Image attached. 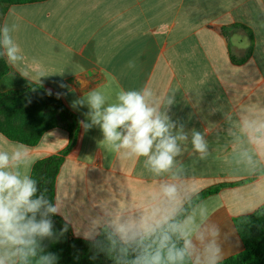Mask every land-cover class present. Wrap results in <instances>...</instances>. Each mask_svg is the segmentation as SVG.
Returning a JSON list of instances; mask_svg holds the SVG:
<instances>
[{
	"label": "crops",
	"instance_id": "1",
	"mask_svg": "<svg viewBox=\"0 0 264 264\" xmlns=\"http://www.w3.org/2000/svg\"><path fill=\"white\" fill-rule=\"evenodd\" d=\"M0 12V27L16 26L12 36L23 56L15 65L4 56L9 73L0 91L40 84L86 121L87 106L71 105L90 90L113 102L121 89L147 86L157 99L174 96L168 114L189 135L173 171L156 176L144 157L112 151L98 127L80 124L54 197L74 237L93 221L141 215L160 185L174 182L180 208L216 187L186 216L206 207L199 224L219 227L221 260L243 250L233 218L264 206V153L249 164L241 153L251 146L233 138L232 126L245 114L264 117V0H44ZM193 129L208 141L205 160L191 146ZM69 140L62 126L33 146L0 133V150L25 146L22 171L30 175L36 161L60 154Z\"/></svg>",
	"mask_w": 264,
	"mask_h": 264
},
{
	"label": "clouds",
	"instance_id": "2",
	"mask_svg": "<svg viewBox=\"0 0 264 264\" xmlns=\"http://www.w3.org/2000/svg\"><path fill=\"white\" fill-rule=\"evenodd\" d=\"M15 28L7 23L0 27V55L13 65L23 59L12 36ZM129 66H133L131 62ZM174 103V96L157 99L145 86L121 89L113 102L93 89L71 106H87V120L80 121L85 131L98 127L102 142L112 151L144 157L145 168L161 176L173 171L181 144L189 139L183 125L177 128L168 114ZM232 136L251 146L241 154L253 164L254 157L264 153V117L241 116L232 126ZM190 142L199 159H207L209 146L204 134L193 129ZM27 163L23 145L12 151L0 150V264H58L59 256L47 250L46 242H59L68 224L57 230L54 217L60 215L59 206L22 171ZM178 198V185L163 183L159 197L141 215L109 217L99 224L93 221L87 232L75 235L89 243L91 260L106 255L112 264H220L219 227L199 224V219L207 216L205 206L198 215L184 216Z\"/></svg>",
	"mask_w": 264,
	"mask_h": 264
},
{
	"label": "trees",
	"instance_id": "3",
	"mask_svg": "<svg viewBox=\"0 0 264 264\" xmlns=\"http://www.w3.org/2000/svg\"><path fill=\"white\" fill-rule=\"evenodd\" d=\"M44 0H0V4H26ZM2 52V48H0ZM4 56L0 55V80L9 71ZM80 117L72 113L58 95L40 84H29L16 90L0 91V133L11 141L27 146L35 145L49 129L62 126L68 133V147L60 154L36 161L30 176L38 183L45 196L54 203L55 181L60 165L68 148L76 140L80 127ZM217 188L204 191L189 200L182 209L184 216L204 196L215 192ZM59 230L65 221L55 216ZM234 228L242 241L243 250L220 261V264H264V206L257 207L248 214L233 218ZM100 239H103L101 236ZM47 250L59 256L58 264H112L106 255L98 259L89 257L93 250L82 238L72 235L68 225L67 233L59 242H46Z\"/></svg>",
	"mask_w": 264,
	"mask_h": 264
},
{
	"label": "rangeland",
	"instance_id": "4",
	"mask_svg": "<svg viewBox=\"0 0 264 264\" xmlns=\"http://www.w3.org/2000/svg\"><path fill=\"white\" fill-rule=\"evenodd\" d=\"M3 6H5V4H2V3H1V4H0V10L2 9ZM0 13H1V12H0ZM8 73H9V71H8L4 76H6ZM4 76H3V77H4Z\"/></svg>",
	"mask_w": 264,
	"mask_h": 264
}]
</instances>
